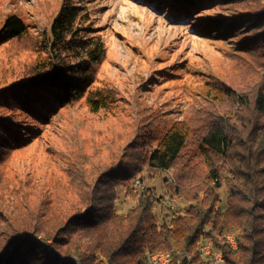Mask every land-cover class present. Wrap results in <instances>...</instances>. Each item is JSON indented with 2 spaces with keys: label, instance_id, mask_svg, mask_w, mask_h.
<instances>
[{
  "label": "rangeland",
  "instance_id": "374dc122",
  "mask_svg": "<svg viewBox=\"0 0 264 264\" xmlns=\"http://www.w3.org/2000/svg\"><path fill=\"white\" fill-rule=\"evenodd\" d=\"M64 3L79 9L77 37L98 39L105 51L91 64L80 95L58 106L45 89L25 82L47 56L40 52L42 38ZM261 11L264 0H0V32L9 15L27 29L21 39L0 40V123L17 130L13 137L20 142L0 148V170L4 180L11 179L0 216L22 221L55 199L64 210L77 200L74 192L90 195L89 203L93 195L92 204H99L97 196L110 184L104 172L126 154L154 147L176 122L194 129L205 110L228 107L226 99L207 93L209 88L226 84L242 93L264 88V48L241 46L258 38L264 22L255 29L247 23L225 29L241 18L256 19ZM68 54L63 56L71 65L87 60L81 52ZM95 90L107 96L108 105L92 112L85 99ZM142 173V184L156 195L167 190L164 178L171 172ZM219 195L223 204L225 192ZM117 198V212L125 211L129 201L120 191ZM184 205L177 199L175 207ZM0 227L1 234L3 223Z\"/></svg>",
  "mask_w": 264,
  "mask_h": 264
},
{
  "label": "trees",
  "instance_id": "16d2710c",
  "mask_svg": "<svg viewBox=\"0 0 264 264\" xmlns=\"http://www.w3.org/2000/svg\"><path fill=\"white\" fill-rule=\"evenodd\" d=\"M78 10L69 3L60 7L42 38L40 52L47 56L33 69V80L25 82L45 89L58 106L80 95L89 82L91 64L105 51L98 39L78 38ZM259 13L256 19L241 18L238 25L223 28L232 32L246 23L258 28L264 22V11ZM26 33L25 24L9 15L0 40L21 39ZM256 36L241 46L259 45L262 50L264 30ZM72 52L85 55L83 65L66 62L63 54ZM209 89L215 100L226 99L228 107L205 110L195 119L194 129L186 121L176 122L163 131L154 147L126 154L104 172L110 184L97 196L99 204H92L93 195L89 203L90 195L74 192L77 200L64 210L55 199L50 208L38 205L35 216L22 221L12 223L0 216V226L4 225L0 264H152L149 256L156 252L168 253L170 264H204L200 246L207 240L226 264H264V88L242 93L219 84ZM85 100L92 112L108 105L107 96L98 90L88 91ZM222 102L217 104L221 107ZM23 105L34 111L32 105ZM16 131L0 123V148L20 145L13 137ZM168 171L172 180L164 178L163 194L156 195L153 187L142 184V172L151 177ZM3 174L0 170V204L11 182ZM220 190L225 192L223 204ZM119 191L130 203L122 212L116 209ZM164 194L185 205L170 210ZM227 235L234 236L235 248L225 242Z\"/></svg>",
  "mask_w": 264,
  "mask_h": 264
},
{
  "label": "bare ground",
  "instance_id": "6f19581e",
  "mask_svg": "<svg viewBox=\"0 0 264 264\" xmlns=\"http://www.w3.org/2000/svg\"><path fill=\"white\" fill-rule=\"evenodd\" d=\"M170 181L172 180L171 179V176H169ZM167 198H173V199H176L175 197H167ZM177 202V200H176ZM225 242L227 244H231V243H236L235 242V238L233 235H227L225 237ZM207 247V255L205 257L206 261L204 264H215V261L216 259H221V257H223L222 253L219 252V251H216L213 249V244L212 242L209 243L208 245V240L205 241L201 246H200V253L202 255V252L203 249ZM230 248H235V247H230ZM170 255L168 253H165V252H156V253H153L149 256V261L152 263V264H170ZM224 264L225 263V260H224Z\"/></svg>",
  "mask_w": 264,
  "mask_h": 264
},
{
  "label": "built area",
  "instance_id": "2783aa9c",
  "mask_svg": "<svg viewBox=\"0 0 264 264\" xmlns=\"http://www.w3.org/2000/svg\"><path fill=\"white\" fill-rule=\"evenodd\" d=\"M169 181H170V179H169ZM135 182H136L137 186L140 185L138 181H135ZM176 200L177 199L166 198L165 199V204L170 210L173 211L175 209ZM209 243H211L210 240H208V245H209ZM228 246L229 247H236V243L228 244ZM201 252H202V257L205 259L206 255H207V247H205L203 249V251H201ZM224 260H225L224 257H221V259H216L215 264H224Z\"/></svg>",
  "mask_w": 264,
  "mask_h": 264
}]
</instances>
